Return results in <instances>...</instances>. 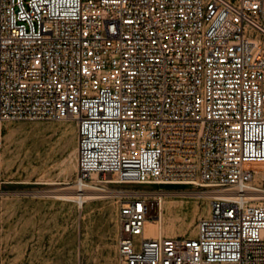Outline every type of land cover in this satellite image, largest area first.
Wrapping results in <instances>:
<instances>
[{"label":"built area","instance_id":"obj_1","mask_svg":"<svg viewBox=\"0 0 264 264\" xmlns=\"http://www.w3.org/2000/svg\"><path fill=\"white\" fill-rule=\"evenodd\" d=\"M66 120L76 185L114 188L117 264H264V0H0V148ZM164 186L208 189L194 237L147 235Z\"/></svg>","mask_w":264,"mask_h":264},{"label":"rangeland","instance_id":"obj_2","mask_svg":"<svg viewBox=\"0 0 264 264\" xmlns=\"http://www.w3.org/2000/svg\"><path fill=\"white\" fill-rule=\"evenodd\" d=\"M65 124L72 128L66 131ZM76 146L72 120L3 125L0 264H117L118 205L110 193L114 188L83 204L61 198L66 194L63 189L78 190ZM251 185L264 190V175H255ZM160 190L165 201L163 237H194L198 220L210 211L211 199L193 193L208 189L164 186ZM157 228L147 235L160 237Z\"/></svg>","mask_w":264,"mask_h":264},{"label":"bare ground","instance_id":"obj_3","mask_svg":"<svg viewBox=\"0 0 264 264\" xmlns=\"http://www.w3.org/2000/svg\"><path fill=\"white\" fill-rule=\"evenodd\" d=\"M69 128H72L71 125L65 124L66 131ZM74 167H75V171H76L77 165L74 164ZM252 167L255 170L257 176L264 175V163L263 164H254V165H252ZM77 187H78L77 191H75L74 187L63 189V190H65L66 194L65 195L63 194L61 198L64 199V200H67V201L68 200L69 201H75V202H78L80 204H83V203H86V202H89V201H93V200H96V199L103 198L102 196H99L101 194L99 192H105L102 189H99L98 187L94 186V184H85L84 186H78L77 185ZM249 190H253V192H254L253 193V197H255V199L259 200V199H263L264 198V190L259 189V188L249 189ZM205 195L209 196L208 192ZM164 203H165V201L162 200V202H161V219L159 221V225H158V228H157L158 229V233H159V235L161 237L163 236L162 234H163V228H164V214H163ZM154 229L155 228H152V230H154Z\"/></svg>","mask_w":264,"mask_h":264},{"label":"crops","instance_id":"obj_4","mask_svg":"<svg viewBox=\"0 0 264 264\" xmlns=\"http://www.w3.org/2000/svg\"><path fill=\"white\" fill-rule=\"evenodd\" d=\"M0 238H1V228H0Z\"/></svg>","mask_w":264,"mask_h":264}]
</instances>
